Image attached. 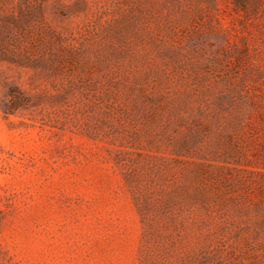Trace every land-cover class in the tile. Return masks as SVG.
<instances>
[{
  "label": "rangeland",
  "instance_id": "374dc122",
  "mask_svg": "<svg viewBox=\"0 0 264 264\" xmlns=\"http://www.w3.org/2000/svg\"><path fill=\"white\" fill-rule=\"evenodd\" d=\"M242 2L0 0V105L29 100L0 110V264H264L230 103L264 90V0ZM203 180L201 213L179 195Z\"/></svg>",
  "mask_w": 264,
  "mask_h": 264
},
{
  "label": "trees",
  "instance_id": "16d2710c",
  "mask_svg": "<svg viewBox=\"0 0 264 264\" xmlns=\"http://www.w3.org/2000/svg\"><path fill=\"white\" fill-rule=\"evenodd\" d=\"M235 7L236 10H246V6L243 4L242 0H236ZM230 87L233 94V96L230 97V103L235 108L241 110L238 119V126L241 132L240 140H245V143L249 145L252 156L261 165V168L264 169V90H261L259 94L249 95V86L242 81L239 83L233 82V84H230ZM7 95V100L0 105V110L5 116L13 114L20 108H25L29 104L26 95L17 87H9ZM261 176L262 178L255 184L259 195L262 196L260 203H263L264 175ZM188 178L198 182L200 179L199 175L196 173H189ZM191 189V191L187 190V193L182 192L181 195H179L180 201H190L193 210L198 212L201 211V213L207 212L211 197L209 191L205 187V180L191 187ZM156 203L161 210L170 208L174 205L172 199H162L160 202L157 201ZM148 208L149 204L143 203L141 210L147 211Z\"/></svg>",
  "mask_w": 264,
  "mask_h": 264
}]
</instances>
